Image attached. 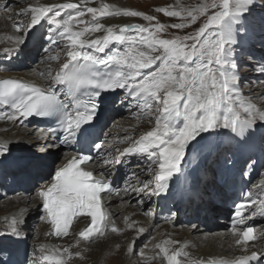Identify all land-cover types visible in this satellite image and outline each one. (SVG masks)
<instances>
[{
    "label": "snow or ice",
    "instance_id": "obj_1",
    "mask_svg": "<svg viewBox=\"0 0 264 264\" xmlns=\"http://www.w3.org/2000/svg\"><path fill=\"white\" fill-rule=\"evenodd\" d=\"M88 3L89 0H30L13 12L8 0H0V12L8 14L6 18L13 22L16 33L8 37L11 46L4 47L2 53L9 57L23 54L28 33L43 22L48 25L50 45L56 46L45 50L49 52L47 60L58 62L54 73L50 68L47 73L39 72L41 79L48 81L46 85L0 79V119L23 123L33 116L55 117L59 135L57 129L39 130L42 136L51 134L56 141L48 147L77 145L91 137L93 122L103 103L102 94L123 90L151 127L138 137L125 136L120 144L126 146L108 151L102 163L120 164L135 156L148 162L145 171L151 178L138 185L126 182L122 189L115 187L103 172L99 178L94 175L90 166L94 158L83 147L59 163L53 161L48 181L36 192L44 213L41 219L50 227L45 235L76 238L66 246L39 244L27 264H72L74 258H83L81 251H73L74 248L104 237L108 231L118 235L127 230L142 234L145 229L128 215L123 217L124 227H118L106 210L104 197L121 196L122 192L137 196L165 193L172 178L182 171L186 155L204 139L202 134L225 129L239 141L247 142L257 135L258 125L264 127V106L239 91L234 58V46L247 16L257 7L264 11V2L201 0L185 7L177 0L176 5L156 7L155 12L179 21L171 24L103 0L98 7ZM68 9L77 11L73 15L66 12ZM107 17L142 18L146 23L107 25L102 22ZM198 22L194 31L184 32ZM168 29L184 34L165 38ZM110 45L115 47L106 52ZM259 70L264 72V65ZM103 146L95 141L90 144L98 154ZM8 152V142L0 141V157ZM255 187L264 195V180ZM137 203L142 204L143 200ZM253 206L255 211L246 216L247 209ZM257 212L264 215V200L257 203L249 191L235 205L231 220L232 244L240 255L222 264H261L264 260V245L258 248L254 243L264 240V230L258 232L248 223ZM78 217L85 218L86 227L77 232L73 221ZM21 223L15 215L6 220L4 235L19 237ZM179 244L174 239L156 243L154 248L159 251L152 259L159 256L166 264H205L191 257L187 245ZM134 245L133 239L127 245V253H134Z\"/></svg>",
    "mask_w": 264,
    "mask_h": 264
},
{
    "label": "bare ground",
    "instance_id": "obj_2",
    "mask_svg": "<svg viewBox=\"0 0 264 264\" xmlns=\"http://www.w3.org/2000/svg\"><path fill=\"white\" fill-rule=\"evenodd\" d=\"M13 1L17 0H8L9 4L12 6L13 12L17 11L19 7L25 6L26 3L30 2V0H19V3L17 2L18 4L15 3L17 5H14ZM137 1L138 0H103V2L115 4L119 7H130L133 10H137L134 8L135 5H133L136 4ZM31 2H35V0H31ZM40 2L64 3L78 2V0H40ZM174 2L176 3L177 0ZM99 3L100 0H89L88 6L98 7ZM76 11L77 10L75 9L66 10V12L72 13L73 15ZM6 15L8 14L0 12V79L5 77L22 78L29 82L46 85L48 81L41 79L39 72L47 73L49 68L53 71V73L58 70V62L48 61L47 56L49 53H46L45 49H42V42L44 41L42 39L43 31L46 33L44 39L47 43V48L52 49L50 42L47 41V37L49 35L48 25L42 22L41 25L29 32L26 46H24L23 49V54L9 57L2 53V49L6 46H11L8 43V37L15 35L16 33L12 27L13 22L8 20ZM138 20L139 19L137 18L128 17H107L103 18L102 22L107 25L124 23L132 24ZM95 35H100V33ZM237 39H240V35H238ZM113 47L115 46L110 45L109 48L106 49V52L110 51ZM89 51L91 50L89 49ZM51 54H55V52H51ZM100 55L104 56L103 53ZM63 59L64 56L63 53H61L60 62H63ZM255 83H261L258 85L259 90L257 92H245V94H243L245 98L253 99L254 93L256 94L260 92H262L264 96V80H255ZM238 88L241 90L239 86ZM122 100L123 103H121ZM126 101H128L129 110L121 111L124 107L123 104ZM251 101L254 103L253 100ZM110 105H112V110L109 111L110 116L117 110V108L121 111V117L119 119L116 117L114 120H110V116L108 117L107 126L104 130L105 137L107 139L106 144L108 146L111 145L112 150L116 147L122 148L126 146L120 144V140H122L125 136L131 135L133 137H138L140 133L149 130L151 127L148 121H145L140 114L136 112L135 108H131V106L134 107L135 105L132 101H129V98H126L125 94L116 96L112 99ZM40 129L39 125L33 121L25 120L23 123H13L11 121H7L6 119H0V141H7L10 147L9 152L0 158V184L4 187V183L2 184V178L6 176L7 171L9 170H11L9 173L17 172L14 177L18 178V181L15 182V190L13 192L6 193L3 188L4 191L2 194H5V196L3 201L2 199L0 200V229L3 227L5 229L7 226L6 220H10V218L14 215L20 217L22 220V223L20 224L21 235L19 237H7L4 235L5 230H0V250L2 252L9 251L10 247L19 242H26L25 245L28 247L29 252L32 253L41 243L66 246L69 243H73L76 238L75 236L57 238L53 235H45L46 232L50 231V227L46 221L41 219L44 213L42 207L40 206V201L36 197V192L38 187L48 181L49 170L52 168V162L55 161L56 163H59L66 155L69 156V153L63 150V147L61 146L49 148V144H56V142L49 134L42 136L39 132ZM202 135L204 139L200 140L197 147L188 153L190 155H186L185 162L182 164V171L176 174L170 181V189L175 188L174 182L179 178L182 180L181 188H185L187 182L194 176L197 168L196 163L203 165V155L205 156L209 151V148L211 149L214 144H219V141L223 138V136L236 139L232 133L225 129L217 130L212 133H204ZM216 140L219 143H215ZM30 143L35 144L44 153H41L40 160L30 161L28 162V166L19 167L21 164L17 165V162L22 161L23 159L24 162L25 160L29 161L25 158H27L30 154L31 148H25L23 147V144L29 145ZM207 146L209 147L208 149ZM221 151L225 150L222 149L220 152ZM90 166L99 175L103 172V170H101L103 168L101 163H92ZM136 171L137 172H134V174L139 175L140 178L135 180L133 179L130 183L138 185L140 180H143L142 176L145 174H143L144 171L141 167H137ZM262 171L263 178L264 167ZM24 172H29V178L27 183L24 182L26 185L20 187L19 184L23 182L21 173L24 174ZM212 172V167H208L201 184L203 189L200 191V200L198 201H202V204L204 203V208L200 204L198 205L195 203V201L187 206V209L185 210V212H189L191 215L198 216L201 221L203 220L204 224L209 223L210 217L212 222L211 227H204V225L195 222L184 226L182 225V220L179 218L175 219V221H167L161 219L163 216L154 218L149 215H145L144 210L150 203L151 197L148 198L150 195L141 193L137 196L135 193L131 192L124 195L122 192L121 196H105L104 201L106 204V210L109 212L111 219L118 227H124L123 217L128 215L132 220L138 221L139 226H142L145 231L142 234L137 235L134 231L127 230L119 236H117L118 234L108 231L104 236L106 237V243L104 245H100L99 242H96L102 238L100 237L94 239L91 243H82L79 249L74 248L73 251H81L83 258H74L72 264H132V262H130V254L127 253L126 248L129 242L133 239L135 240L134 247L141 239L145 240L146 243L143 248L140 249V253H143V255H141V257L137 260L138 262L146 263L150 260H156V264H166V262L159 256H157L156 259H152V257L156 256L159 251L154 248V245L166 239L179 241L180 244L177 246L187 245L186 250L190 253L191 257L193 259H201L205 262V264H209L210 262L217 260L230 261L234 257L239 256L240 251L232 244L230 221L228 222L225 219L217 218L220 211L213 203L215 201L221 203L226 193L221 190H216L213 197H211L204 188L206 182L208 180L210 181ZM211 180L213 181V178H211ZM35 183L38 184L35 185ZM205 192L206 195H208L207 197L204 195ZM141 199L143 200V203L138 204L137 201ZM194 203L195 205L193 206ZM153 209L155 210L156 208L154 207ZM31 223L36 226L34 230L27 227ZM85 224V218H77L73 223V228L78 232ZM262 230H264V223L261 224L258 232ZM30 234H33V238H31V240H29ZM37 238H39L38 242L36 241ZM254 243H256L259 248L261 245H264V240H258ZM117 244H119L121 248L125 249L124 256H121L122 252L118 249L115 253H112L111 255L109 254L110 251L114 250L113 248H117ZM1 246H3L4 249L1 248ZM1 251L0 261L2 260ZM31 253L29 255L27 254V259L31 257Z\"/></svg>",
    "mask_w": 264,
    "mask_h": 264
},
{
    "label": "rangeland",
    "instance_id": "obj_3",
    "mask_svg": "<svg viewBox=\"0 0 264 264\" xmlns=\"http://www.w3.org/2000/svg\"><path fill=\"white\" fill-rule=\"evenodd\" d=\"M174 1L175 0H138L137 3L133 4V5H135L134 8L137 9L138 11H142V12H145L147 14L157 16L158 20L161 23L171 24V23H176L179 21L176 18L165 17L162 13L155 12L154 9L156 7L176 5L177 2L175 3ZM200 2H201V0H179V4L182 6H185V7L193 6V5L198 4ZM257 2L259 4V3L264 2V0H257ZM13 3H14V5L18 4L17 1H13ZM15 3H17V4H15ZM86 18H90V17H86ZM137 19H139V20L136 21L135 23H146L145 21L142 20V18H137ZM200 22H202V21H200ZM200 22H198L197 25H194L192 28L184 30V32L194 31L195 28L199 26ZM184 32H181V31L175 30V29H168V32L164 35H165V38H167L168 36H171L172 34L183 35ZM239 35H240V39H238V43L234 46V58H235L236 63H237V73L240 75L238 86L240 87L241 90H239V91L242 94H245V92H249V91L250 92H257L259 90L258 85L261 84L262 82L256 84L255 80H257V81L258 80H264V72H261L259 70L260 67L262 65H264V11H261L260 8L257 7L254 13H252L251 15H248L245 22H244V27L240 30ZM45 36H46V33L43 31L42 39L44 41L42 42V48H43V46H45V49H46L47 43L44 39ZM239 40H241V41H239ZM242 40L246 41V42H243ZM54 52L55 51H52V53H54ZM47 53H49V52H47ZM261 96H263L262 92L256 93V94L254 93L253 99L250 98V100H253L254 103H256L257 105L260 104L259 106H264V99L259 98ZM131 108L132 109L135 108L136 112L138 114H140V110H138L137 107L131 106ZM144 120L147 121L146 118H144ZM257 128H258V130H260V128H264V127H260L258 125ZM221 140L219 142H222L223 144H225V143L231 144V142H233V140H235V139H231L229 137L223 136V138H221ZM219 142H217V140H216L215 143H219ZM23 145H24L23 147H25V148L26 147L31 148L30 154L25 159L31 160V161L40 160L41 153H44L41 149H39L35 144H31V143L29 145L28 144H23ZM215 145L216 144H214L213 146H215ZM259 146L261 149H263V147L261 146V142H259ZM208 148L209 147L207 146V149ZM227 148H228L227 146H222V147H220L219 151L222 149L227 150ZM209 150H210V148H209ZM210 153L211 152L208 153V156L206 153V155H205L206 157L203 160V161H205L204 174H205L207 168L208 167L211 168L213 165L214 159H213V157H211ZM188 155H190V154H188ZM209 158H211V159H209ZM207 159H208V161H207ZM22 161H24V159ZM22 161H19L16 164L19 165V163H21ZM24 166H28V162L27 163L22 162V165H20L19 167H24ZM145 169L143 170L144 171L143 174H145V175H143L142 177H143V180L144 179L148 180V179H150L149 178L150 175L145 171ZM213 172H214V170H213ZM213 172L211 173V176H210L211 182H213L211 180V178H213ZM8 174L9 173H7L4 178H2V184L4 183L3 184L4 187L6 184L5 181L8 178ZM21 177H22V174H21ZM199 177H200V184H202L203 176H199ZM208 177H209V175H208ZM38 181H39V179H38ZM36 184H38V183H35V185ZM19 186H20V184H19ZM4 187L0 184V200L2 199V201H3L4 196H5V194L4 195L2 194L4 191L3 190ZM201 189H203L202 186H201ZM204 195H205V197L208 196V195H206V192ZM8 199H10V198H8ZM4 201H7V200H4ZM148 207H149V205H147L145 207L144 214L149 215L150 217H153L154 209H152L151 211H148L147 210ZM182 225L187 226L183 221H182ZM27 227H29L30 229H33V230L36 228V226H34L33 223L29 224ZM5 229L3 227L0 230L3 231ZM119 235H122V234H119ZM119 235H117V236H119ZM31 238H33V234L29 235V240H31ZM105 238L106 237H102L99 240H97L96 242H99L100 245H104L106 243ZM38 240H39V238L36 239L37 242H38ZM145 244H146L145 240L141 239L138 241V244L134 247V253L130 254V262H132V264H156V260L155 261L150 260L149 262L147 261L146 263L137 261L141 257L140 249H142ZM113 249H114L113 251H110V253H109L110 255L112 253H115L118 250L120 252H122L121 256L125 255V249L124 248L120 247V248H116V249L113 248Z\"/></svg>",
    "mask_w": 264,
    "mask_h": 264
}]
</instances>
